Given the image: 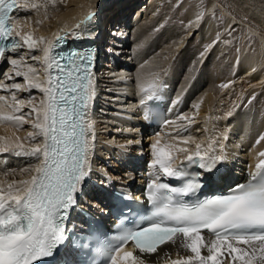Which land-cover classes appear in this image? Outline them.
Masks as SVG:
<instances>
[{
	"label": "snow or ice",
	"instance_id": "6c2138e0",
	"mask_svg": "<svg viewBox=\"0 0 264 264\" xmlns=\"http://www.w3.org/2000/svg\"><path fill=\"white\" fill-rule=\"evenodd\" d=\"M61 2L0 0V60L24 48L42 52L30 56L33 63L24 62V57L10 60L14 74L7 78L12 82L0 83V91L9 93L0 95V125L5 132L11 130V135H0V153L35 161L0 178V264H45V258L59 254L61 247L74 245L67 222L91 180L90 157L96 140L89 118L96 95L94 53L54 54L63 36L54 41L35 37L30 24L22 34L19 21L21 11L46 13L49 5ZM94 16L90 12L76 29ZM232 83H222L220 88L228 89ZM164 87L153 73L139 85L140 104L159 100ZM34 91L43 96L38 102ZM201 103L193 105L197 113ZM194 116L181 113L176 120L163 121L171 131L166 133L169 139L157 135L150 145L149 176L154 178L145 195L150 208L122 222L115 234L97 238L91 264H147L148 257L156 264H264V152L246 182L226 194L199 198L201 184L193 177L200 174L190 173L189 167L197 165L211 173L225 157L216 155L215 141L205 146L185 135L196 122ZM25 126L32 130L22 138L17 133ZM9 175L23 178L9 180ZM161 177L175 178L178 184L163 182Z\"/></svg>",
	"mask_w": 264,
	"mask_h": 264
},
{
	"label": "rangeland",
	"instance_id": "374dc122",
	"mask_svg": "<svg viewBox=\"0 0 264 264\" xmlns=\"http://www.w3.org/2000/svg\"><path fill=\"white\" fill-rule=\"evenodd\" d=\"M200 1L201 3L203 1V5L207 1H214L215 11H217L219 15L221 14V18H225V20H221L219 17L220 20L218 21L221 26V29L219 30L225 28L224 26L227 20H233L230 27H228L226 31L223 29L219 38L216 40V42L220 40L224 42L229 50L228 57L214 53V48H208L205 44V40L197 38V30H188L192 27L191 23L182 22L175 16L170 15V0L105 1L104 10L107 12V15L109 14L112 18V22L104 24L102 27L106 32L103 51L107 57L110 55V58L106 59L107 61H105V64L100 71V90H98L96 96L97 106L95 108L97 112V118L95 119L97 124L96 140L98 139L100 141V149L95 154V166L97 167L96 171L99 173L98 182L100 183L102 181V184L100 183L99 186L97 184V191H99V194L102 196L106 194L104 189L112 190L114 187L123 189L125 187V181L130 179L128 170L130 167H133V165H136L137 162H143L146 165L149 163L151 157V144L149 139L151 136L150 134L155 131H153V129L167 127L166 133L171 131V128L164 123L159 125V127L155 125L152 128L149 124L148 116L140 114L143 107L142 105H139L136 96L137 90L135 82L137 73L145 67L152 69L151 73H165L166 78L168 79L173 65L176 63L177 65H180L181 63L182 69L176 80L178 87L183 80L187 78L192 80V85H196L202 80L200 81L201 84L196 86L199 88V91L195 92L193 97L183 101L180 108L177 109L173 115L167 116L166 118V120H176L177 116L181 113H186L189 116H193L195 113L194 119L196 122L192 125L189 133H185V135L190 134L194 136L196 142L202 144L206 142L207 137L205 133L209 131V125L207 123L215 112L219 114V119L227 114L226 118L228 120L235 114V112H232L234 110L242 111L250 109L252 111L253 109L252 113H256L257 110L258 113L260 112L259 114L256 113L257 116H259V118L264 117V87H251L250 83L245 84L241 78L238 81L233 82L231 88L225 89L223 92L220 89V85L229 77L234 53L239 51L245 43V45H256L260 43V40L264 37L263 31L252 20L240 14L239 11H235L227 0ZM142 4H144L143 8H146H142L143 10L141 11L143 14L137 16V8ZM29 15L33 16L31 13H29ZM123 20H126L129 24L128 28L131 34L133 30L138 29V26L156 20L155 23H152L153 27L151 26V29L148 31V34L151 35L150 42L153 39L155 40L156 36L160 37L163 35L165 31H169L166 34L169 38L166 37L162 45H157L150 52L148 51V54L142 61H136L135 57L137 53L145 50L147 43L143 40H136L134 42L130 33L129 35H125V39L127 40V46H125L126 51L124 52L125 49H122L117 53L111 52L110 48L114 46L115 48L120 49L119 46L114 45L115 43H112L110 40H122L123 35L120 36L118 33H121L120 27L125 23ZM229 33H231V35H229ZM183 37L186 38L180 50L175 51L178 46L174 49L171 48L175 42ZM226 41L228 42L226 43ZM22 53L15 58L21 59V57L24 56ZM202 53L203 57L196 64V55L199 57ZM24 58H26L24 59V62L33 63L30 60V56ZM167 58H170V67L165 72L164 70H166V68L161 65L162 63H160V61ZM149 62L152 63L149 64ZM223 63L226 65L229 64V67H223V70H221L220 67ZM8 64L6 65V68H2L3 72L0 73V81L3 77L6 79L4 83H11L12 81L8 80L7 77L14 74L12 65L10 63ZM195 64L197 65V68H195ZM36 66L38 67L39 65ZM8 68L12 69L10 70ZM121 72H123V74H121ZM220 75L222 79L218 81ZM16 79L18 82L23 83L21 78ZM197 79H199V81ZM210 81H212L214 88L211 92L214 97V102L211 105L210 110L208 109L207 111L206 103L196 101L195 98L199 92L208 88ZM169 85L170 84H168V86ZM190 87L191 85L188 90ZM219 89L220 91L217 92ZM35 94H37L36 91L33 92V95ZM0 95H9V93L0 91ZM18 97L25 100L28 99V96L25 93H18ZM253 97L255 98L253 99ZM166 103H164V105L167 112L168 103ZM196 103H201L198 113L193 107ZM218 105L220 106V109L216 110V106ZM140 120L145 121L141 127L137 124ZM123 121H126L125 124H123ZM178 122L182 123L183 121ZM31 130V128L25 126V128L19 132H22V137H25L27 131ZM236 132V130L231 131L227 137V143H230L233 147L237 146L240 148L241 143L238 142L239 136ZM261 135H264V132ZM261 135H259V137ZM164 139L167 140L169 137L167 136ZM191 147H194V145H191ZM250 149L251 146H248L247 151L241 149L240 152L244 155ZM117 152H121L126 156L130 155L132 163L130 165H123V162H121L117 156ZM6 155L7 156L2 154L1 157L5 156L8 159L10 154ZM234 161L238 160L234 159ZM110 182L112 184H110ZM103 200H105L104 197ZM87 206L88 208H91L94 204H89Z\"/></svg>",
	"mask_w": 264,
	"mask_h": 264
},
{
	"label": "bare ground",
	"instance_id": "6f19581e",
	"mask_svg": "<svg viewBox=\"0 0 264 264\" xmlns=\"http://www.w3.org/2000/svg\"><path fill=\"white\" fill-rule=\"evenodd\" d=\"M20 3H23V0H20ZM105 1L106 0H62L61 3H58L55 7H52L49 5L47 12L43 9L40 10L39 13L35 12L34 10H27V11H21L19 13V21L20 24L23 26L21 31L22 34L28 32L30 29L27 26V24L31 25V30H34V36H44L49 41H54L56 36H63L64 38L68 39V45H73L75 43H78V45H82L84 42L88 41L93 50H91L94 53V65H93V77H94V84L96 89V95L91 102L90 109H89V118L92 120L95 126V132L97 131V124L95 122V119L97 118V112L95 110L97 106V100L96 96L98 94L99 88V76L100 71L103 68V65L105 64L106 59L110 58V55L107 57L104 49V40L106 36V32L102 27L104 24H109L112 22V18L107 15V12H105ZM231 6L235 9V11H239L240 14L243 16H246L250 20H252L255 24L259 26V28L264 33V0H227ZM203 3V1H202ZM201 3L200 0H170V15L175 16L177 19H179L182 22H188L192 24V27L188 30H197V38L205 40V44L208 48H214L213 52L216 54H220L221 56L228 57L229 50L225 46L223 41L216 40L219 38L221 31L224 29L225 31L230 27V24L233 23V20H227L225 24V28L221 29V26L219 25L220 16L217 11H215V4L214 1H207L204 5ZM144 4H142L140 7L137 8V16L140 14H143L141 10L145 9L143 8ZM143 8V9H142ZM95 13L94 19L88 23L87 25H82L80 29H76L75 25L80 23L85 19V17L89 13ZM31 13L33 16L29 15ZM198 16L202 17L198 19ZM218 17V18H217ZM220 17V18H219ZM42 20V24H38L37 21ZM221 20H225V18H221ZM156 20L146 22L140 26H138V29L133 30L132 34L128 28L129 24L126 20H123V26H121V33H118L122 36V40H110L112 43H115L114 45L119 46L120 49H117L114 47L110 48L111 52L117 53L120 52L122 49H125V46H127L125 35L131 34V38L135 42L136 40H143L145 41L146 47L145 50H142L141 52L137 53L136 55V61H142L146 55L148 54V51L150 52L153 48H155L157 45H162L165 41L166 35L169 31H165L163 35L156 36L155 40L151 41V35L148 34V31L151 29L152 23H155ZM153 27V26H152ZM85 28L87 29L85 31ZM149 37V38H148ZM186 38V37H185ZM185 38H181L179 41L175 42L171 48L177 47L175 51H178L183 46V43L185 42ZM125 40V41H124ZM147 40V41H146ZM261 42L256 45H243V47L234 53L232 57V65L230 69L229 77L223 81V83H227L229 81L236 82L239 79H243L245 84H251V87H264V37ZM216 51V52H215ZM23 52V53H22ZM24 54L23 57H28L31 55H42L41 51H35L32 52L28 50L27 48H24L20 50L19 53H11L8 52L9 62H6L7 64L10 63V60L17 59L15 58L18 55ZM204 53V52H203ZM20 57V56H19ZM203 57L201 54L199 57L196 55L195 60L197 59L196 64L199 62V60ZM171 58V57H170ZM170 58L163 59L160 61L163 65V67L166 68L164 70L165 72L170 67ZM7 58L3 59L2 63L6 61ZM26 59V58H24ZM19 60V59H17ZM109 62V60H108ZM152 62H149L151 64ZM109 64V63H106ZM195 64V65H196ZM9 65V64H8ZM40 67V66H38ZM223 67L227 68L229 67V64L223 63L221 65V70H223ZM153 68V67H152ZM197 68V65L195 66ZM12 69V68H8ZM182 69V64L180 65L177 63L173 65L171 69L170 77L168 79L166 78L165 73L158 74L159 80L161 83H163L166 87L162 91L158 93L160 96V101L164 109V113L167 116L173 115L177 109L180 108L183 101L188 100L190 97H193L195 92L199 91V88L196 87L200 83V80L197 79L199 82L196 85H192L191 79H185L180 84V86H177V78L179 77V72ZM151 70L149 67H145L141 69L137 75H136V96L138 98L139 105L140 100L143 98V94L139 90V85L141 82H146L148 79L152 78ZM226 72V71H225ZM229 72V71H228ZM123 74V72H121ZM224 75V74H223ZM1 76V74H0ZM228 76V75H227ZM43 73H41V79H44ZM226 78V77H225ZM224 78V79H225ZM220 81L222 79L221 75L218 78ZM6 79L4 77L1 79L0 83H4ZM212 80V79H211ZM168 84H170L168 86ZM212 81H210V84L207 89L202 90V92H199L197 94V97L195 98L196 101H202L206 103L207 105V111L210 110L211 105L214 102L213 94L211 93L213 88ZM191 85L190 89L188 90L189 86ZM232 86V84H231ZM231 86L229 88H231ZM221 89V88H220ZM220 89L217 91L219 92ZM225 89H221L223 92ZM37 94H35L37 98V102L43 98L42 94L36 91ZM169 100V101H168ZM179 101V102H178ZM168 103L167 106V112L164 103ZM221 102V101H220ZM166 103V104H167ZM149 104V102H148ZM147 106L142 105L143 109L140 112L141 115H147L148 119H150L149 114V108ZM247 104V103H246ZM243 105V104H242ZM249 105V104H248ZM254 108V107H252ZM220 109V106H216V110ZM262 109V107H261ZM260 109V110H261ZM232 110V109H231ZM259 110V108H258ZM253 111V109H252ZM252 111L249 110H238V111H232L235 112L232 118L227 120V114L223 115L221 119H219V114L216 112L212 115L210 120L208 121L209 125V131L205 133L207 140L203 145H207L210 142L215 141L214 144L216 155H222L225 157L223 162H218L216 167L212 170L211 173H208L207 176H213L216 177L218 175L219 180L215 182L213 185L215 188L223 189L225 187H231L233 185H236L241 177L245 178L248 176V173L250 171L255 170V165L261 158L259 156L260 152H264V141H260L257 143V140L259 139V135H261L264 132V117L259 118L257 114H259L256 110V113H252ZM147 113V114H146ZM166 120V119H165ZM126 121H123V124H125ZM144 120H140L137 122L138 126L141 127L144 124ZM163 124V123H162ZM159 127V125H157ZM162 127V126H161ZM167 127H162L158 129H154L155 131L152 132L150 135V144L154 142L157 135L163 136L164 138L167 137L166 135V129ZM236 130L238 133V142L241 143L240 148L235 146L233 147L230 143H227V138L231 131ZM20 137H22V132L17 133ZM0 135H11V130L9 129L8 132H5V126L0 125ZM23 138V137H22ZM240 138V139H239ZM27 142V141H26ZM199 143V142H198ZM223 145V147H221ZM248 146H251V149L246 153L242 154L240 152L241 149H245L247 151ZM194 149V147H192ZM100 149V141L97 139L94 142V149L92 152V155L90 157L92 162V174H91V181L88 182L86 185L83 193L81 194L80 200L82 201L83 206H87L89 204H95L97 203V199H105V201L110 202V198L108 194H105L102 196L99 194L98 186L102 182H98L99 173L96 171L97 167L95 166V154ZM3 153H0V178H2L3 173L9 172L12 173L13 171L19 172L20 169L28 167L30 164H34L35 161L26 158L23 156H18L15 154H10V157L8 159L5 157L7 156L4 154V157H1ZM9 156V155H8ZM117 156L123 162V165H130L132 163L130 155L126 156L125 154L121 152H117ZM116 156V157H117ZM237 157V158H236ZM14 158V159H13ZM13 159V160H12ZM152 157L149 159V163L146 165L143 162H137L136 165H133V167H130L128 170L129 174V180L125 181L126 186L131 185L135 186L136 183L133 182L132 178L136 177L138 173L141 172H148L152 168L150 166V161ZM181 159H183V156H181ZM234 159L238 161H234ZM17 160V161H16ZM16 161V162H15ZM98 162V161H97ZM235 162V163H234ZM237 162V163H236ZM148 170V171H147ZM206 172V171H205ZM28 174H25V177ZM138 177V176H137ZM23 177L20 176H13L9 175L8 179H20ZM140 180L142 179L139 177ZM100 181V180H99ZM139 181V180H138ZM98 183V186H97ZM102 184V183H101ZM147 264H156V261L152 257L147 258Z\"/></svg>",
	"mask_w": 264,
	"mask_h": 264
}]
</instances>
